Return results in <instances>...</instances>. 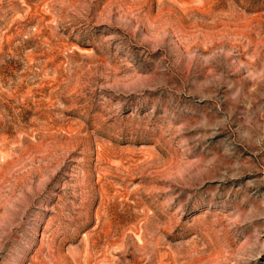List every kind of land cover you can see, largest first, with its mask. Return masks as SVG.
<instances>
[{
  "label": "rangeland",
  "instance_id": "374dc122",
  "mask_svg": "<svg viewBox=\"0 0 264 264\" xmlns=\"http://www.w3.org/2000/svg\"><path fill=\"white\" fill-rule=\"evenodd\" d=\"M0 264H264V0H0Z\"/></svg>",
  "mask_w": 264,
  "mask_h": 264
}]
</instances>
